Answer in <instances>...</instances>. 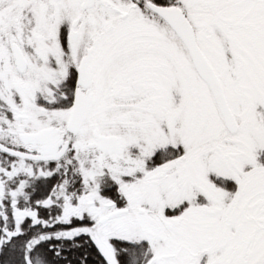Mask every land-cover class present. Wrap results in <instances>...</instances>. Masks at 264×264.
Instances as JSON below:
<instances>
[{
	"label": "snow or ice",
	"instance_id": "6c2138e0",
	"mask_svg": "<svg viewBox=\"0 0 264 264\" xmlns=\"http://www.w3.org/2000/svg\"><path fill=\"white\" fill-rule=\"evenodd\" d=\"M0 264H264V0H0Z\"/></svg>",
	"mask_w": 264,
	"mask_h": 264
}]
</instances>
